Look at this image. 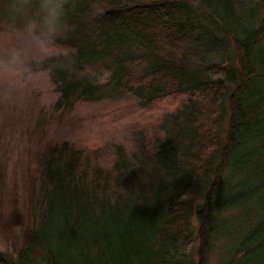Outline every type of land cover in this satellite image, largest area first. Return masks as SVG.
Listing matches in <instances>:
<instances>
[{
	"label": "trees",
	"instance_id": "trees-1",
	"mask_svg": "<svg viewBox=\"0 0 264 264\" xmlns=\"http://www.w3.org/2000/svg\"><path fill=\"white\" fill-rule=\"evenodd\" d=\"M35 15L0 0V25ZM52 43L57 111L186 99L126 142L46 143L22 245L0 264H193L195 236L208 264L227 224L220 264H264V0H66Z\"/></svg>",
	"mask_w": 264,
	"mask_h": 264
},
{
	"label": "rangeland",
	"instance_id": "rangeland-1",
	"mask_svg": "<svg viewBox=\"0 0 264 264\" xmlns=\"http://www.w3.org/2000/svg\"><path fill=\"white\" fill-rule=\"evenodd\" d=\"M19 26L0 25V46H11ZM50 55L64 52L53 43ZM104 78L103 71L98 72ZM104 99L78 103L71 111H57V93L47 76L30 86L22 98H0V252L14 260L22 245L28 223V187L35 175V166L46 143L71 142L79 148L94 149L106 143L126 142L136 127H151L160 117L185 102L186 97L169 96L143 105L129 94H110ZM239 210L222 215V221L234 220ZM249 221L236 228L235 234ZM230 225L216 237L208 254V264H220L226 258L227 246L234 229ZM190 251L193 264L199 259L195 236Z\"/></svg>",
	"mask_w": 264,
	"mask_h": 264
},
{
	"label": "clouds",
	"instance_id": "clouds-1",
	"mask_svg": "<svg viewBox=\"0 0 264 264\" xmlns=\"http://www.w3.org/2000/svg\"><path fill=\"white\" fill-rule=\"evenodd\" d=\"M66 0H17V11L36 9L17 32L11 46H0V98H22L30 86L47 76L44 68L52 38L61 30Z\"/></svg>",
	"mask_w": 264,
	"mask_h": 264
}]
</instances>
